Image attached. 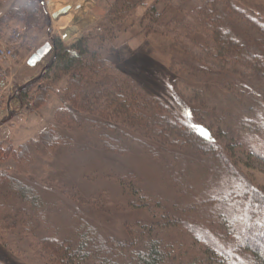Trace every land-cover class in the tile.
<instances>
[{
  "label": "rangeland",
  "instance_id": "rangeland-1",
  "mask_svg": "<svg viewBox=\"0 0 264 264\" xmlns=\"http://www.w3.org/2000/svg\"><path fill=\"white\" fill-rule=\"evenodd\" d=\"M30 1L31 7L36 8L28 10L29 15L24 16L23 7ZM117 1L82 0L79 8L72 5L70 11L78 13L86 6L93 17L89 20L88 14L80 13L74 22L78 23L76 36L67 37L56 27V19L50 17L53 11L47 6V0H0V172L24 181L36 191L42 206L48 209L51 231H56L59 239L68 237L78 223L73 218V213H77V217L97 227L104 236L123 238L128 227L139 231L141 225L146 228L150 225L152 238L159 239L164 247L163 264H217V252L193 242L186 229L173 228L171 231L163 222L153 221L145 210L130 209L125 203L124 188L118 181V177L132 173L140 188L170 194L169 197L180 200L179 188L176 189L167 175L171 167L175 172L181 169L180 166L184 168L183 161H190L192 155L179 153L184 160L171 163L172 156L168 153L162 160L153 161L137 148L115 151L108 135L111 133L110 121L97 118L99 125L95 120L82 121V110L64 96L65 80L53 81L51 76L40 78L49 67L56 39L65 47L81 40H91L92 47L101 45L99 37L108 27L105 25L109 13ZM64 4L65 1H58L54 8ZM152 5L165 12L161 21L165 18L166 21L151 24L145 13ZM198 7L212 11V17L205 19L201 11L195 12ZM70 11L68 14L71 15L73 12ZM246 19L264 21V0H147L124 19L122 26L127 28L117 35L112 50L113 57L119 52L125 55L122 59L134 58L129 62L131 65L125 64V67L123 60L116 59L115 62L122 66L121 71L140 74L141 84L168 105L175 116L178 114L188 121L183 111L190 115L188 112L192 110L193 123L199 124L201 132L208 135L204 129L209 128L215 141L223 146L222 154L232 167L230 174H235L230 180L236 187L246 182L264 191V129H261L264 128V78L256 64L258 58L253 61L260 74L250 68L235 66L228 60L225 63L217 61L208 50L213 49L212 33L222 26L234 33L240 31L235 38L247 41L250 50L256 52L251 45L250 33L255 28L249 27ZM46 42L51 46L50 51L35 66H29L28 58ZM108 57L111 59L112 56ZM260 59L263 60L261 55ZM43 86L48 89L44 97L37 98L43 96L38 90ZM24 88L26 94L21 93ZM36 99L42 100L34 103ZM61 110L73 112V117L68 113L55 123ZM91 126L97 133H104L110 146L101 147L96 143L99 136L96 139L97 134L90 131ZM53 127L57 133L72 138L68 147L57 145L50 151L42 145L34 147L30 144L38 139L42 130ZM259 128L261 130H257ZM24 145L28 148L26 161L21 157L17 162L15 156L20 155ZM162 161L170 168L165 169ZM208 161L199 157L190 172L195 184L199 181L204 184L205 188L199 184L198 190L205 191L203 198L210 193L216 194V189L224 186L223 181H219L221 177L228 179L229 175L218 162ZM211 178L218 181L211 183ZM6 191L3 187L0 192V205L18 204L16 196ZM198 224L212 231L209 235L215 238L227 235L222 227L206 220ZM3 226L0 224V228ZM1 230L0 264H60L41 249L40 238L36 236L39 233L50 237L52 233L44 230L27 232L20 226L11 231Z\"/></svg>",
  "mask_w": 264,
  "mask_h": 264
},
{
  "label": "trees",
  "instance_id": "trees-1",
  "mask_svg": "<svg viewBox=\"0 0 264 264\" xmlns=\"http://www.w3.org/2000/svg\"><path fill=\"white\" fill-rule=\"evenodd\" d=\"M146 1L120 0L119 2L118 0L109 13L108 24L105 25L108 27H105L104 34L99 37L101 45L92 47L91 40H81L70 47H65L59 39H56L53 43V54L49 67L40 78L46 79L51 76L53 81H59L62 78L65 80L64 96L67 98L65 99L72 105H78L79 111L82 110L80 111L82 121L95 120L98 125L100 120L110 121L111 133L108 135L113 140L111 145L114 146L115 151L126 152L137 148L153 161L162 160L161 158L168 153L172 156L171 163L184 160L179 153L183 155L186 152L192 155L190 161H183L184 168L180 166L181 169L175 172L171 167L169 176L167 175L175 184L176 189L179 188L180 200L174 199V196L169 197L170 194L163 195L140 188L132 173L118 177L126 194L125 203L130 209L145 210L153 221L163 222V225L171 231L173 228L175 230L186 229L193 242H199L209 250L217 252L215 257L217 264H264V191L246 182L236 187V183L230 180L235 174H230L232 167L227 157L222 154V144L215 141L209 128L204 129L209 133L206 135L201 132L199 124L193 123L192 110L188 112L190 115L184 114L183 111L188 121L178 114L175 116L168 105L141 84L138 79L140 74L138 76L132 71L119 70L134 58L122 59L125 55L119 52H117L118 56L113 57L114 40L119 33H122L121 31L127 28L122 26L124 19L135 11L137 6L145 4ZM118 2L119 6H116ZM41 5H43L42 2ZM35 8L31 7V1L28 2L23 7L24 10L22 9L23 15L28 14V10L34 11ZM194 11H201L205 19L212 17V11L206 10V7H198ZM146 15L153 25L166 21V18L161 21L165 12L158 11L155 5L148 9ZM170 19V22L173 19L179 20L176 17ZM245 21L250 24L249 27L255 28V30H250V33L253 42L251 45L256 52L250 50L247 41L235 38L236 33L240 31L234 33L226 27H220L218 21L215 23L220 30L212 33L213 49H207L213 53L217 61L223 60L222 62L225 63V60H228L235 66L250 68L259 73V67L257 68L253 61L254 58H258L256 64L260 66L262 74H259L264 78V21L258 22L254 19L252 22L247 19ZM179 23H182V20L181 22L179 20ZM147 32L149 29L145 33ZM260 55L263 60L260 59ZM108 56H112L111 59ZM116 59L123 60L124 64L120 66L115 62ZM101 88L103 90H100ZM47 89L48 86L40 87L38 90L43 93V96L37 98L44 97ZM22 92L26 94L25 88ZM78 93L81 98L76 103V99L80 97ZM40 100L42 99H36L34 103ZM63 110L56 116L55 123L58 122L60 116H67L69 113ZM72 113L70 111L68 116L73 117ZM91 130L93 134H97L96 139L99 136L96 143L101 147L110 146V142L106 143L108 139L103 132L97 133L92 126ZM71 139V137L57 133L53 127L49 130H42L38 139L30 144L34 147L42 145L44 149L51 151L57 145L68 147ZM27 152L28 148L24 145L21 156L17 154L15 156L17 162L21 161V157L23 161H26ZM199 157L209 160L208 162L212 164L218 162V165L225 167L229 174L228 179L221 177L219 180L223 181L224 186L216 189V194L210 193L204 198L205 191L203 193L198 191L199 184L203 187L204 184L200 181L195 184L194 175H190ZM162 162L165 169L170 168L167 162ZM191 164L192 167H190ZM176 173L181 176H176ZM215 181L218 179L211 178L209 182ZM3 187L16 196L18 204L1 203L0 207L3 208H0V224L4 225L2 228L11 231L20 226L27 232L44 230L52 233L47 216L48 209L42 206L39 195L31 186L18 178L0 172V192L3 191ZM73 218L78 223L68 237L59 239L55 235L56 231L50 234V237L39 233L36 235L40 238L38 243L41 244V249L49 253L60 264H163L164 247L159 239L152 238L150 225L147 228L141 225L139 231L128 227L126 237L118 238L102 235L97 227L77 217V213H73ZM202 220L222 227L227 231V235H218L219 238L209 235L212 231L198 224ZM0 238H3L2 234Z\"/></svg>",
  "mask_w": 264,
  "mask_h": 264
},
{
  "label": "bare ground",
  "instance_id": "bare-ground-1",
  "mask_svg": "<svg viewBox=\"0 0 264 264\" xmlns=\"http://www.w3.org/2000/svg\"><path fill=\"white\" fill-rule=\"evenodd\" d=\"M58 1H65L66 4L64 5H56V8H54L56 2ZM80 4H82V0H47V6L52 9L51 12L53 11H57L58 9H61L62 7L66 6V5H75V6H80ZM88 4H90V2H88ZM53 7V8H51ZM52 12V13H53ZM73 11H70V13ZM69 13V12H68ZM67 13V14H68ZM80 13H86L87 12V8L85 6V8H83L82 10H80L78 13L73 12L71 15H60L55 22L56 27L58 28V30H60V33H62V35H66L67 37L69 36H76V30L78 29V23H74L75 22V18L78 17L80 15ZM89 15V14H88ZM93 16H88L87 18L92 19ZM87 21V20H85Z\"/></svg>",
  "mask_w": 264,
  "mask_h": 264
},
{
  "label": "water",
  "instance_id": "water-1",
  "mask_svg": "<svg viewBox=\"0 0 264 264\" xmlns=\"http://www.w3.org/2000/svg\"><path fill=\"white\" fill-rule=\"evenodd\" d=\"M71 5H66L57 11H54L50 17L52 19H57L60 15H65L71 10ZM76 8H79L77 6ZM51 49L49 42L44 43L41 47H39L27 60V64L29 66H35Z\"/></svg>",
  "mask_w": 264,
  "mask_h": 264
}]
</instances>
